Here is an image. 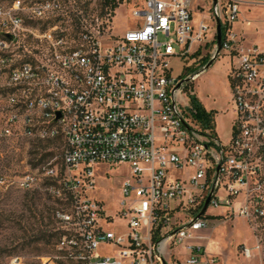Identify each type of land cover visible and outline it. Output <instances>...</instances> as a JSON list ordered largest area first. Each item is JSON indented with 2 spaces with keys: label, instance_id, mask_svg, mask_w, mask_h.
Returning <instances> with one entry per match:
<instances>
[{
  "label": "built area",
  "instance_id": "2783aa9c",
  "mask_svg": "<svg viewBox=\"0 0 264 264\" xmlns=\"http://www.w3.org/2000/svg\"><path fill=\"white\" fill-rule=\"evenodd\" d=\"M192 2L132 0L131 24L107 38L79 19L67 28L53 18L60 0L0 4V138L62 141L58 163L0 174L3 190L44 185L56 200L59 238L39 264H217L196 234L207 209L264 216V44L233 29L240 0L211 1L231 61L225 145L194 118L186 82L176 86L210 30L203 18L193 23ZM120 163L128 171L107 211L93 191Z\"/></svg>",
  "mask_w": 264,
  "mask_h": 264
},
{
  "label": "rangeland",
  "instance_id": "374dc122",
  "mask_svg": "<svg viewBox=\"0 0 264 264\" xmlns=\"http://www.w3.org/2000/svg\"><path fill=\"white\" fill-rule=\"evenodd\" d=\"M11 1L0 0V4ZM60 1L61 10L52 14V17H61L67 28L74 26L79 19L86 26L99 27L102 36L107 38L111 33L122 34L132 22V0H115L114 9L110 5L105 7L104 0ZM253 1L257 4L250 11H241L239 20H244L243 29L248 42L264 44V0ZM191 14L194 24L203 18L210 27L206 35V46L200 56L195 57V62H192V66L196 67L199 62L197 59L206 53L212 55L215 47L211 0H193ZM108 18H111L109 22ZM173 64L175 71L179 70V63ZM230 67L229 56L221 51L207 69L186 82L187 88L201 106L213 112L216 136L225 145L229 144L231 138L229 117L234 115L231 112L221 114L228 109ZM61 149L60 140H37L19 135L0 138V174L16 177L26 171L39 169L47 162L58 163ZM107 171L105 178L97 177L93 196L102 201L107 211H113L119 197V182L127 174L128 167L125 163L112 164ZM55 206L54 198L44 185L31 190L13 186L5 190L0 188V264H10L14 256L21 257L22 264H39L41 256L53 253V244L59 235L56 230L58 224L53 216ZM211 212L220 214L223 208H208L207 213ZM213 213L207 219L208 226L196 234L202 236L200 241L207 251L217 256V264H264V216L247 220L240 216ZM175 218H172L173 221ZM245 246L251 249L252 255L249 258L242 254Z\"/></svg>",
  "mask_w": 264,
  "mask_h": 264
},
{
  "label": "trees",
  "instance_id": "16d2710c",
  "mask_svg": "<svg viewBox=\"0 0 264 264\" xmlns=\"http://www.w3.org/2000/svg\"><path fill=\"white\" fill-rule=\"evenodd\" d=\"M108 5H110V8L114 9V7H116L115 0H104V6L107 7ZM222 34L224 35V28H223V26H222ZM213 41L215 42V40H213ZM205 46H206V43L202 47H200L199 49H197V51L193 55L194 58L197 57L198 55L200 56L201 50H203ZM210 56H211L210 53H206L204 56H201V58H198L197 60L199 62H198V65H196V67H193L192 66V63L184 66V68L182 70V77H185V76H187L189 74L191 75V74H194V73L198 72L199 71L198 70L199 67H202L208 61V59L210 58ZM193 62H195V60ZM185 87L187 88V84L185 85ZM190 99H191L192 107L194 109V118L202 126H211V127L214 128V116H213V112L212 111H206L201 106V104L199 103V101L197 100V98H196V96L194 94H192L190 96ZM54 201H55V204H56V200L55 199H54ZM55 208H56V206H55ZM58 234H59V231H58ZM42 236H44V235L42 234ZM42 236L40 235L41 238H42ZM58 238H59V235H58ZM54 244H53V249H54Z\"/></svg>",
  "mask_w": 264,
  "mask_h": 264
},
{
  "label": "water",
  "instance_id": "95a60500",
  "mask_svg": "<svg viewBox=\"0 0 264 264\" xmlns=\"http://www.w3.org/2000/svg\"><path fill=\"white\" fill-rule=\"evenodd\" d=\"M217 3V0H212V4L215 6ZM221 47H222V27H221V21H220V18L218 16V14H215V47H214V50H213V53L212 55L210 56V58L208 59V61L201 67V69L194 73V74H191L189 76H186V77H183L180 81L177 82V85L176 86H179L182 82H188L190 80H192L193 78H195L200 72H202L204 69H207L212 63L213 61L218 57L220 51H221ZM219 167L217 166V171H218ZM211 192H209V194L207 195L204 203H203V206L201 208V210L199 211V213L194 217L193 220H195L196 218H198L199 216H201L204 211L206 210L207 208V205H208V202H209V199H210V196H211ZM175 231H173L174 233ZM163 264H165V261L163 260L162 261Z\"/></svg>",
  "mask_w": 264,
  "mask_h": 264
},
{
  "label": "crops",
  "instance_id": "0c3cea01",
  "mask_svg": "<svg viewBox=\"0 0 264 264\" xmlns=\"http://www.w3.org/2000/svg\"><path fill=\"white\" fill-rule=\"evenodd\" d=\"M212 1V0H211ZM254 4H257V2H255V1H253V0H240V5H239V11H240V13H241V11H243V12H245V11H250L253 7H254ZM240 15V14H239ZM247 22H248V20H246ZM243 24H244V20H237L236 22H234V24H233V29L236 31V32H238V33H240L243 37H244V42L246 43V44H254L255 42H248L247 40H246V37H245V34H244V29H243ZM255 44H257V43H255ZM259 45H262V44H259ZM175 63H177L178 61L177 60H175L174 61ZM179 63V62H178ZM229 112H231L232 114H234V112H233V110H232V107H231V103H230V94H229V96H228V109L226 110V111H223V112H221V114L222 115H224V114H226V113H228L229 114ZM233 117H234V115H230V117H229V128H230V131H231V129H232V123H233ZM214 120H215V117H214ZM214 132H215V134L217 133L216 132V129H215V121H214ZM211 213H213V212H211ZM210 213V214H211ZM213 214H216V215H226L225 214V210L223 209V213H221L220 212V214H217V213H213ZM206 247V246H205ZM207 250V249H206Z\"/></svg>",
  "mask_w": 264,
  "mask_h": 264
}]
</instances>
